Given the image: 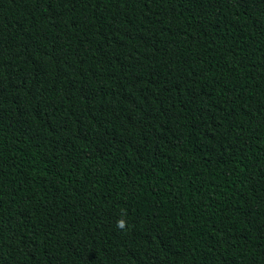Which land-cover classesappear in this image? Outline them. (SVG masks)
I'll use <instances>...</instances> for the list:
<instances>
[{
	"label": "trees",
	"instance_id": "obj_1",
	"mask_svg": "<svg viewBox=\"0 0 264 264\" xmlns=\"http://www.w3.org/2000/svg\"><path fill=\"white\" fill-rule=\"evenodd\" d=\"M0 264H264V0H0Z\"/></svg>",
	"mask_w": 264,
	"mask_h": 264
},
{
	"label": "clouds",
	"instance_id": "obj_2",
	"mask_svg": "<svg viewBox=\"0 0 264 264\" xmlns=\"http://www.w3.org/2000/svg\"><path fill=\"white\" fill-rule=\"evenodd\" d=\"M127 226L126 218L122 217L117 221V228L118 229H125Z\"/></svg>",
	"mask_w": 264,
	"mask_h": 264
}]
</instances>
